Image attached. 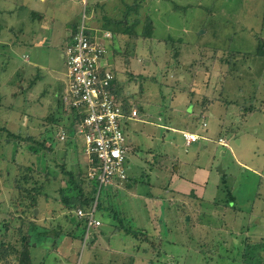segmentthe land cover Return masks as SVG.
<instances>
[{
	"label": "rangeland",
	"instance_id": "obj_1",
	"mask_svg": "<svg viewBox=\"0 0 264 264\" xmlns=\"http://www.w3.org/2000/svg\"><path fill=\"white\" fill-rule=\"evenodd\" d=\"M50 1L0 0V126L54 144L53 152L35 154L33 141L8 144L0 136V220L13 213L20 219L13 224L27 232L34 223L43 238L31 240L22 264H244L247 243L261 245L248 255L264 264V0H89L86 8L79 0ZM85 10L102 15L87 21L98 39L115 36L109 69L139 111L126 129L134 187L102 189V226L86 242L85 222L60 193L67 187L62 165L78 182L80 174L89 179L86 143L61 140L62 127L45 120L53 112L60 125L69 119L58 106L69 86L63 55L69 27ZM188 130L200 136L192 147L182 136ZM72 153L80 162L67 159ZM18 164L35 167L31 186H45L34 214L11 205L14 182L27 173L18 175Z\"/></svg>",
	"mask_w": 264,
	"mask_h": 264
},
{
	"label": "built area",
	"instance_id": "obj_2",
	"mask_svg": "<svg viewBox=\"0 0 264 264\" xmlns=\"http://www.w3.org/2000/svg\"><path fill=\"white\" fill-rule=\"evenodd\" d=\"M81 2L86 8L88 0ZM91 18L85 10L78 32L63 55L69 76L64 103L80 108L84 114L77 135L86 143L85 153L90 163L89 179L98 183L96 202L88 211H76V217L85 222V242L92 237L91 230L102 226L101 220L96 217L102 189L122 184L128 178L126 129L129 122L139 120L137 108L124 107L111 91L114 75L109 69L108 41L113 39V34L106 31V40L98 39L87 26ZM182 136L188 146L200 140L196 133L182 131ZM65 139L66 135L61 134V140ZM219 143L224 147L229 146L224 139H220Z\"/></svg>",
	"mask_w": 264,
	"mask_h": 264
},
{
	"label": "trees",
	"instance_id": "obj_3",
	"mask_svg": "<svg viewBox=\"0 0 264 264\" xmlns=\"http://www.w3.org/2000/svg\"><path fill=\"white\" fill-rule=\"evenodd\" d=\"M117 2H122V0H116ZM89 3V0H88ZM115 4H109V8L110 10L113 12V15H117V10L118 7L115 6ZM99 4H97L96 6H98ZM88 7V5H87ZM105 16H106V12L103 16L102 20H105ZM129 16V15H128ZM102 17V15H96L95 17H93V19H98L100 20ZM139 20L133 19L132 23H136ZM129 24V22L127 23V25ZM80 26V22H73L71 23L69 30L72 31L70 38L73 39L72 37H74V35L78 32V28ZM129 29L132 26L128 25ZM125 29V26H124ZM128 29V30H129ZM127 29H125L124 34H130V32ZM16 29H11V32L15 33ZM90 31V30H89ZM88 31V32H89ZM1 32L2 29H0V38H1ZM91 34V33H90ZM146 34V33H144ZM144 34L140 35V36H135V38H146L147 36H144ZM152 34V33H151ZM148 36H150V34H148ZM113 38H115V36L113 35ZM162 41V40H161ZM68 47V46H67ZM67 50V48H66ZM115 52V51H114ZM258 54L263 55L264 56V44L261 46V48L259 49ZM114 79L111 82V91L118 97V99L122 102L124 107H129V101L128 99L125 97L124 93H125V84L121 82V80L118 78V75L114 72ZM66 94L62 93L59 98H58V106H63L64 105V115H69V119L66 123H64L63 125H60V118H57L56 114L50 113L48 115L47 118H45L46 122L49 123L50 126H61L58 128H61L60 131H65V134L67 135V141L70 139V137L75 138V137H79L78 134V129L79 126L81 124V121L84 117V114L81 112V109L78 107H72L69 105H66L64 103V98H65ZM250 109L247 108L246 112H249ZM244 116H247V113H245ZM7 134V135H6ZM6 135L8 144L11 142V138L12 141L13 139H17L20 142L23 141H33L35 143V145L31 146V150L33 153L35 154H40V152H44V151H48L49 153H51V151L53 152L54 149V144L50 143V145L47 146L48 142H52V138L50 139H44L43 142H39L34 140L31 137L28 138H24L25 135L27 134H20V133H14L12 130H10L7 126H0V136H4ZM1 139V138H0ZM131 141H128V150L134 151V148H132V144L130 143ZM18 175L19 173H21V176L25 173V175L21 178L18 179V177L16 178L15 182H14V187H13V198L11 201V205L12 207H14L16 209V211L18 212L19 209L22 211V213H27L29 212V214H34L35 213V208H37V204H38V199L40 196H42L44 194L45 191V186L44 185H40V186H31L30 182L33 180L32 178L34 177V172L36 171L35 167L33 166H23L22 164H18ZM62 169L65 171V174L67 175V187L66 188H62L60 190L61 196H62V201L63 204L66 205L70 211L76 209V211L78 209H82L84 211H88L93 203L95 202V191L98 188V183L94 180H89L87 177L84 178L81 175V180L80 182L77 181L76 176L73 172H67L66 171V167L65 165L61 166ZM35 170V171H34ZM37 172V171H36ZM18 179V180H17ZM134 179H130L129 176L127 178V180L123 183L124 188L128 187V185L132 184L134 187ZM133 182V183H132ZM116 187V186H113ZM117 190L121 189V188H116ZM2 191V190H0ZM232 197L231 196V191H229V195L228 198ZM216 204L218 205V202L216 201ZM220 205V204H219ZM103 207L102 203L100 202L98 205V209L102 210ZM109 214L112 213V216L114 218L115 221H117L120 218V215L116 213V211L111 210V208L109 207ZM10 218L9 219H2L0 220V264H22L23 263V259L25 258V248L29 247L31 248V240L33 238L36 239L37 242L42 243L43 242V238L40 236H37L39 233L37 232V227L34 225V223H30V228L29 230H27V232L23 231L22 226H17L15 224H13V222H20V219L15 218V214L10 213L9 214ZM101 220V219H100ZM72 221V220H71ZM102 222V221H101ZM82 222H77V224H81ZM119 223V222H118ZM122 224V223H121ZM120 227V226H117ZM121 228V227H120ZM124 228V227H122ZM126 230V234L127 235H132V236H136L137 238L139 237L138 235H142L143 233L141 232H133L132 229ZM73 235V234H70ZM144 235V234H143ZM146 239V241H150L149 237L147 235H145L144 237ZM83 240V238L81 239ZM45 241V239H44ZM84 241V240H83ZM145 241V240H144ZM89 244L91 246L94 245V243H92L91 241L89 242ZM256 244V243H254ZM42 246V245H41ZM261 245H251L249 246L248 243L245 247L246 251H245V256L242 257V262L244 264H257L255 263L256 260L252 259L253 257H250V255H248V253L250 254L253 253L255 251L254 247L259 248ZM42 248V247H39ZM250 258V259H249ZM254 260V261H252Z\"/></svg>",
	"mask_w": 264,
	"mask_h": 264
},
{
	"label": "crops",
	"instance_id": "obj_4",
	"mask_svg": "<svg viewBox=\"0 0 264 264\" xmlns=\"http://www.w3.org/2000/svg\"><path fill=\"white\" fill-rule=\"evenodd\" d=\"M54 1H57V4L58 3H63V2H65V1H70V3H73V2H75V0H51L49 3H48V5H50V7L54 4ZM42 2L43 3H47V0H42ZM79 3L81 4V0H79ZM26 12H28V10H26ZM32 16H33V19L34 18H36V16H34V14H31ZM91 17H94V16H91ZM94 33H95V31L94 30H92ZM70 32V34L72 33V31L70 30L69 31ZM40 33H41V35H46V34H48L47 33V31L45 30V29H43V28H40ZM113 40H114V38H113ZM114 44V42L111 40V42L109 43L108 42V45H109V47L111 46V45H113ZM118 45H120V44H118ZM116 51V50H115ZM109 55H110V51H109ZM164 127H166V128H170L169 126H164ZM171 129V128H170ZM172 130L173 131H175V130H179V129H176V128H172ZM59 132H60V130H59ZM187 132H191V133H196V132H194L193 130H188ZM50 140H51V138H49ZM72 139H74V138H72ZM127 139H128V137H127ZM56 141H57V139H56ZM67 142H69V140L67 141ZM199 142V141H198ZM198 142H195V143H192V144H190L188 147H192L194 144H198ZM66 152H67V155L69 154V152L67 151V150H65ZM74 153V152H73ZM71 154L70 156H68L67 157V159L68 160H72V162H76L77 160H78V162H80L79 161V159L77 158V156H74V154ZM89 162V161H88ZM90 164V163H89ZM116 186V185H115ZM199 199V198H198Z\"/></svg>",
	"mask_w": 264,
	"mask_h": 264
},
{
	"label": "water",
	"instance_id": "obj_5",
	"mask_svg": "<svg viewBox=\"0 0 264 264\" xmlns=\"http://www.w3.org/2000/svg\"><path fill=\"white\" fill-rule=\"evenodd\" d=\"M222 168H219V170H221ZM130 186H132V185H130ZM37 211V210H36ZM91 241H94V239H91Z\"/></svg>",
	"mask_w": 264,
	"mask_h": 264
},
{
	"label": "flooded vegetation",
	"instance_id": "obj_6",
	"mask_svg": "<svg viewBox=\"0 0 264 264\" xmlns=\"http://www.w3.org/2000/svg\"><path fill=\"white\" fill-rule=\"evenodd\" d=\"M264 44V42L263 43H261V46ZM261 46H260V48H261Z\"/></svg>",
	"mask_w": 264,
	"mask_h": 264
}]
</instances>
